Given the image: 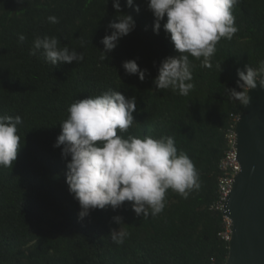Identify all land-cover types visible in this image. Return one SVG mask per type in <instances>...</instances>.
<instances>
[{"label":"trees","instance_id":"1","mask_svg":"<svg viewBox=\"0 0 264 264\" xmlns=\"http://www.w3.org/2000/svg\"><path fill=\"white\" fill-rule=\"evenodd\" d=\"M106 2L0 0V115L23 119L17 126L23 145L17 160L12 168L0 167V264H225L224 213L213 205L227 130L245 110L226 89L237 87V69L264 61V0H240L234 7L238 31L218 42L212 68L190 57L195 87L187 96L155 90L160 63L179 53L163 27L159 34L153 31L146 0H135L139 12L120 0L136 28L105 61L100 58L102 38L111 34L108 25L117 17L113 0ZM51 15L59 23L48 22ZM20 34L25 41H19ZM44 36L58 38L61 48L82 51L84 60L57 66L42 49L29 55L35 38ZM130 59L148 69L145 80L125 71L123 62ZM109 89L137 99L125 137L172 136L199 173L200 188L187 198L169 190L155 218L137 217L125 202L115 211L95 209L80 219L79 202L68 190L67 161L62 146L54 147L60 123L76 99ZM116 215L129 233L122 245L109 236L119 227Z\"/></svg>","mask_w":264,"mask_h":264},{"label":"clouds","instance_id":"2","mask_svg":"<svg viewBox=\"0 0 264 264\" xmlns=\"http://www.w3.org/2000/svg\"><path fill=\"white\" fill-rule=\"evenodd\" d=\"M146 3L154 16L153 31L159 34L163 27L179 53L160 63L154 78L155 90L187 96L195 87L190 57L199 60L203 68L213 67L218 42L231 40L238 31L233 9L240 0H146ZM127 6L140 11L135 0H127ZM113 7L117 17L108 25L111 34L101 41L104 49L100 58L104 61L120 39L136 28L135 19L123 12L120 0H113ZM47 20L59 23L55 15ZM25 39L24 34L19 35L20 42ZM59 45L55 36L36 37L29 55L35 56L42 49L44 58L57 66L84 60L82 51ZM221 66L217 65L222 70ZM123 67L129 75L138 74L141 81L148 73L135 59L124 61ZM237 75V87L227 88L226 94L234 102L247 106L250 90L264 88V61L255 68L247 64L237 69ZM136 110L135 96L128 98L113 89L76 99L67 108L68 116L60 123L54 147L62 146V158L67 161L66 183L79 202L80 219L95 209L110 207L115 211L125 202L130 203L137 217L155 218L163 212L169 190L187 198L200 188L194 163L186 153L178 151L174 137L123 135L133 125ZM22 123L20 115H0V167L12 168L17 160L23 146L17 126ZM113 221L119 227L112 228L109 236L113 243L122 245L129 236L122 226L125 222L120 215L114 216Z\"/></svg>","mask_w":264,"mask_h":264},{"label":"water","instance_id":"3","mask_svg":"<svg viewBox=\"0 0 264 264\" xmlns=\"http://www.w3.org/2000/svg\"><path fill=\"white\" fill-rule=\"evenodd\" d=\"M249 95L235 128L241 170L225 205L232 219L225 264H264V88Z\"/></svg>","mask_w":264,"mask_h":264},{"label":"built area","instance_id":"4","mask_svg":"<svg viewBox=\"0 0 264 264\" xmlns=\"http://www.w3.org/2000/svg\"><path fill=\"white\" fill-rule=\"evenodd\" d=\"M239 116L235 117V123L227 130V148L219 162L221 174L219 176L217 198L213 205L215 209L221 210L224 213L223 229L220 234L227 240L232 237L231 223L232 219L225 214V205L230 192L233 189L237 174L241 170V163L238 157V150L236 147L237 133L236 121Z\"/></svg>","mask_w":264,"mask_h":264}]
</instances>
